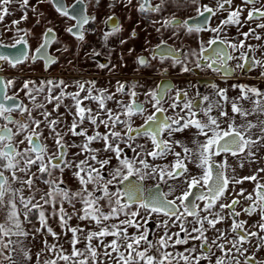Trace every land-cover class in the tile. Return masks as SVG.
<instances>
[{
	"label": "snow or ice",
	"instance_id": "snow-or-ice-1",
	"mask_svg": "<svg viewBox=\"0 0 264 264\" xmlns=\"http://www.w3.org/2000/svg\"><path fill=\"white\" fill-rule=\"evenodd\" d=\"M13 2L0 0V22L12 15ZM44 2L37 0L30 5V0H20V8L25 10L21 20H27V10H31L37 16L36 24H40L39 17L44 13L37 8ZM48 2L60 16L75 21L66 32L84 42L86 31H93L86 26L96 21L95 16L87 14L90 0H76L83 7L74 5L71 14L65 0ZM115 2L127 7L133 0ZM174 2L178 7L182 0ZM188 2L202 20L189 23L196 18L182 20L173 13L162 22H152L161 25L156 31L171 29L172 36L179 35L177 29L181 28L189 35L210 32L214 35L208 44L219 46L212 48L211 56L203 55L207 51L203 42L199 52L193 49L183 56L165 48L161 61L171 58L173 66L179 65L184 73L194 71L188 66L193 63L201 70L229 77L235 71L229 61L237 59L233 53L238 52L242 63L236 67H259L264 76V43L249 42L264 41L257 31L264 30V0H241L239 4L234 0ZM99 3L95 0L96 5ZM165 3L172 4L173 0H160L159 4L138 0V11L160 13ZM213 17L219 23L210 27ZM21 20L12 23L16 33L22 35L13 44L3 45L17 52H0V62L17 68L28 61H42L47 71L59 62L49 52L58 43L53 28L45 30L42 42L29 56L26 47H17L28 46L32 35L30 29L19 27ZM103 23L110 29L103 33L107 47L122 26L111 15ZM233 27L237 35L230 38L228 30ZM245 27L247 31H243ZM7 31H13L12 27ZM135 36L133 30L132 38ZM120 43L127 41L121 39ZM164 44L161 41L156 48ZM132 51L129 49V55ZM91 55L95 58L102 53L93 49ZM151 58L155 59V54ZM136 63L148 67L151 61L137 56ZM110 64L98 63L97 67L111 71L116 65ZM70 87L76 90L68 91ZM137 87L143 86L136 81L117 80L115 92H111L97 88L93 80L69 83L42 79L37 83L32 79H0V264H264L256 256L264 249V183L258 179L264 167L258 166L247 176L238 172L246 164L259 165L264 160V90L234 84L239 92L230 96L229 89L212 84L211 94L197 91L190 97L184 89L165 85L144 92L145 100L141 101ZM9 89L14 90L11 95ZM20 93L28 104L19 98ZM122 97H128V101ZM109 102L114 107H109ZM69 116L70 123L66 119ZM137 119L143 122L136 124ZM186 131L190 138H175ZM70 137L81 139L76 142ZM70 149L78 151L70 153ZM66 170L77 183L75 189L64 179ZM148 180L157 181L156 191L149 192L145 186ZM246 181L255 182L252 192L243 187ZM161 183L168 186L167 192L159 191ZM242 213L248 217L258 214L260 219L249 224L239 219ZM157 216L164 217L157 222L159 235L148 227ZM73 219L78 221L75 226ZM50 220L59 224L61 232L53 230ZM229 220L227 229L217 227ZM49 236L52 243L46 238ZM38 237L42 238V248L32 253L26 244ZM253 239L255 251L249 254ZM178 245L187 247L180 251Z\"/></svg>",
	"mask_w": 264,
	"mask_h": 264
},
{
	"label": "flooded vegetation",
	"instance_id": "flooded-vegetation-1",
	"mask_svg": "<svg viewBox=\"0 0 264 264\" xmlns=\"http://www.w3.org/2000/svg\"><path fill=\"white\" fill-rule=\"evenodd\" d=\"M209 0H201V3H208ZM241 0H234L235 4H239ZM153 4H159L160 0H152ZM66 6L70 9L74 5L76 7H83V5H77L76 0H65ZM114 5V6H111ZM44 15L39 17L40 21L47 23L51 21L50 17H54L55 20L59 23V26L47 25L43 31H33L31 30L32 35L28 37L29 45L26 47L29 56L35 53V48L42 42L43 33L47 28H53L58 43H54L49 52L51 55H54L59 58L57 64L52 65L47 71L42 61H37L32 63L28 61L24 64L18 65L17 68H11L9 65L4 62H0V67L3 68V71H0V79H12L15 78L18 82L22 79H32L37 83L40 80L47 79H63L66 82L71 83L72 81H96L97 88L109 89L111 92H115L117 80L121 82L131 83L133 81L138 82L139 85L143 87H137V91L141 93L139 99L141 101L145 100L144 92L155 89L157 86L164 87L165 85H171L175 89H184L188 92L190 97H195L197 91L204 94H211V85L216 84L220 88H227L230 90V86L233 84H245L249 86L264 87V76H261L262 69L259 67H254L249 69L246 65L243 70L236 67L237 64L242 63L239 59L240 53H233L237 59L229 61V65L235 69L233 75L225 77L222 73H216L208 69L201 70L196 68L193 63L189 64L190 68H193L194 71L185 73L183 75L175 74L170 67L163 66L160 59L161 52L165 48H172L180 52L181 56L184 53H188L191 50L195 49L197 52L200 51V44L203 42L204 48L207 49L203 53L204 56L212 55V48L218 47L219 45H209L208 40L214 35L210 32H202L199 34L187 35L180 32L181 29H177L179 35L172 36L171 29H161L160 32H157L156 29L160 28V23L153 24V21H163L166 18H169L175 14L177 18L188 19L193 17L196 19L189 20V23H198L202 20V17H197V12L195 6L191 5L188 0H182L180 6H176L173 0L172 4L165 3L163 10L160 13H148L142 14L138 11V0H133L132 5L127 7L123 3L115 2L114 0H100L99 5L95 4V0H90L87 3V14L89 16H95V23H90L86 26V29H93V31H86V39L84 42L76 40L71 34L66 32L68 27H71L75 24V21L67 17L60 16L56 11L52 3L48 2L45 6V3L39 8ZM53 12V13H52ZM53 14V15H52ZM246 14V13H245ZM51 15V16H50ZM114 16L118 19L120 25L122 26V31L116 36L111 37L107 42V47L105 46V41L103 39V33L110 31L108 27L103 23L108 16ZM226 15V14H225ZM40 22V23H41ZM115 22V21H114ZM52 23V22H51ZM219 23V20L216 17H213L209 21L210 27H215ZM253 22V27L255 26ZM35 25L36 21L34 22ZM23 24H19L20 28L24 29ZM39 25V24H38ZM16 27V26H15ZM135 30L136 36L132 38V32ZM247 27L243 31H247ZM257 31L264 36V30L257 29ZM18 35L15 31V35H5L0 32V45H11L14 43L15 39L18 38ZM237 35V30L235 27L228 30V36L235 37ZM242 38V37H241ZM123 39L127 41L125 44H121L120 40ZM147 41V43H146ZM161 41H165L166 44L162 45L160 53L156 54V58L152 59V55L155 53L153 50L157 49L156 45L161 44ZM252 44H261L264 41H255L250 40ZM22 46V45H21ZM18 47V46H17ZM64 47L68 48L67 52L62 51ZM57 48H60L61 51H57ZM95 49L102 53V55L93 58L91 55L92 50ZM109 49H113L111 53ZM129 49H134L129 55ZM158 52V51H157ZM121 54L123 59L121 60ZM251 56V54H249ZM137 56H145L151 61L150 66L142 67L136 63ZM257 58L260 57V53H256ZM164 60H172L171 58H165ZM71 61V63H69ZM111 65H116L111 71L109 69H100L97 67L98 63H109ZM204 63V61H201ZM57 68H60L56 73ZM167 69V72L164 71ZM155 72V73H152ZM182 80L185 83L182 85H176L175 80ZM75 87H70L68 91H75ZM127 90V89H126ZM13 89H9V95L13 93ZM83 95V93L81 94ZM20 99H24V103H29V101L24 98V94H19ZM125 102L128 101V97H122ZM69 103V101H65ZM87 103V102H86ZM30 106V105H29ZM93 108L96 107L95 104L92 105ZM109 107H114L112 102H109ZM64 109L61 108V112ZM35 115V113H34ZM66 119L71 122V117H66ZM142 119H137L136 124L142 123ZM100 131L103 132V127L100 128ZM45 134H47L45 130ZM180 133L176 134L179 135ZM177 138V137H175ZM143 142V141H141ZM49 144V142H48ZM264 178V176H262ZM264 183V181H260ZM147 187V186H146ZM248 192H252L255 187V182L246 181L243 185ZM148 190L155 188L147 187ZM161 192H163L162 187ZM239 188V186H238ZM237 188V190H238ZM247 195V193H245ZM242 205L247 206V203L241 200ZM240 210L239 208L237 209ZM161 216H158L159 220ZM191 219V218H190ZM239 219L247 220L249 224H253L255 221L260 219L259 215H253L248 217L245 214H241ZM231 221H225L222 225H218V228L223 227L228 228ZM154 234H160L157 229V225H152ZM173 231L178 229L174 228ZM257 230V229H252ZM183 235V234H181ZM199 244V242H196ZM255 239H253V247L250 248V253L255 251L254 248ZM247 246V245H246ZM187 246H177V249L183 251ZM219 255V253H217ZM257 259L264 261V249H261L260 252L256 253ZM213 257V261H214ZM201 264H206V262L201 261Z\"/></svg>",
	"mask_w": 264,
	"mask_h": 264
},
{
	"label": "rangeland",
	"instance_id": "rangeland-1",
	"mask_svg": "<svg viewBox=\"0 0 264 264\" xmlns=\"http://www.w3.org/2000/svg\"><path fill=\"white\" fill-rule=\"evenodd\" d=\"M36 3H37V0H30V5L36 4ZM44 3H45V6H46L47 5V0H45ZM44 3H40L38 5L37 12H40L41 11L39 8H41V6ZM24 11L25 10H22L20 8V0H14L13 4L10 6V12L12 13V15L5 17L4 21L3 22H0V32L4 33L5 35H8V36L11 35V37L13 36V34L15 35V25H13L12 22H13V20H21V17L23 16ZM27 15H28V19L27 20H21V23H20V24H23L22 26H24V29H30V30H33V31H43L47 27V25H53V26L55 25L56 27L59 26V23L57 22V20L54 19V17H50L51 18L50 20H51L52 23H48L47 22V23L44 24V22L42 21L39 25H35L34 22L37 20V16H35L32 13L31 10H27ZM47 21H49V20H47ZM8 27H12L13 31H11V32L7 31V28ZM180 32H182L183 34H186L182 28H181ZM159 61H161V60H159ZM161 63H162L163 66L170 67V69L175 74H179V75L185 74L184 72L181 71V67L179 65L173 66L172 60H163V61H161ZM59 69L60 68H57L56 71H53V73L59 72L58 71ZM152 73H155V72H152ZM175 83H176V85H179V84L182 85L185 82L182 81V80L177 79V80H175ZM48 107H49V110H51V107L52 106L49 105ZM176 137H177L176 139L190 138V134L186 131V132H184L182 134L177 135ZM70 139L75 140L76 142H79L81 138H79V137H70ZM48 142H49V146H50V149L49 150L52 151L53 150L52 149V141L49 140ZM75 151H78V149H70V153L71 152H75ZM176 151H180V149L179 148H176ZM129 154H131V153H129ZM169 159H172V157H169ZM160 163H166V161H160ZM64 179L67 182V184L70 187H72L73 189H75L77 187V183L71 177L70 171H67V170L65 171ZM156 183H157V181L148 180V181L145 182V186H147V187L150 188V187L155 186ZM170 183H172V182H170ZM160 186L162 187L163 192H167L168 191V186L167 185L161 183ZM40 188L43 190V189H45V186L44 185H40ZM172 198H173L172 196H169V199H172ZM65 208L69 212L72 211V209L69 208V206L67 204L65 205ZM77 208H79V205H77ZM157 219H158V216L157 217H154L148 223V227H149L151 233H153V231L151 230L152 229V225H155L156 226L157 225V222L160 221V220H162V219H164V217L161 216V218L159 220H157ZM71 223L73 224V226H75L76 223H78V221H76L75 219H73V221H71ZM49 224L53 228L54 231H56L58 233L61 232V229H60L59 224L57 222H55L53 220H50L49 221ZM37 226H39V225H37ZM217 227H218V225H217ZM174 231H176V230H174ZM209 235H211V233H209ZM46 238L48 239L49 243H52L53 242V240H52V238L50 236L49 237H46ZM150 238H152L151 234H150ZM40 239H42V238L38 237L37 241H34L32 243H27L26 244V247L28 249H30L32 253L40 252V250L42 248V244L39 242ZM61 242L64 243L63 238H62ZM64 246H65V248H68L69 247L67 243H64ZM42 258H44V257L42 256Z\"/></svg>",
	"mask_w": 264,
	"mask_h": 264
},
{
	"label": "crops",
	"instance_id": "crops-1",
	"mask_svg": "<svg viewBox=\"0 0 264 264\" xmlns=\"http://www.w3.org/2000/svg\"><path fill=\"white\" fill-rule=\"evenodd\" d=\"M234 85V84H233ZM259 88L261 90H264V87L262 88V86H259ZM239 92V89H234L232 87V85L230 86V90H229V95L230 96H236ZM261 155L264 156V151L261 152ZM231 163V160L229 161ZM264 167V160H261L259 162V165L257 164H252V165H245V167L243 169H238L239 175L241 176H247V175H251L253 173V171L257 168V167ZM262 176H264V173H260V176L258 177V179H260V181H264V179H262Z\"/></svg>",
	"mask_w": 264,
	"mask_h": 264
},
{
	"label": "water",
	"instance_id": "water-1",
	"mask_svg": "<svg viewBox=\"0 0 264 264\" xmlns=\"http://www.w3.org/2000/svg\"><path fill=\"white\" fill-rule=\"evenodd\" d=\"M71 9H72V7L69 9L70 14H71ZM18 48H25V47L20 45V46H18ZM0 52H4L5 54H8V55H15L16 52H17V49L16 48H12V47H3V45H0ZM158 53H160V49L159 48L155 49V53L154 54L156 55ZM154 191H156V188L149 189V192H154ZM159 191H161V188H159Z\"/></svg>",
	"mask_w": 264,
	"mask_h": 264
}]
</instances>
